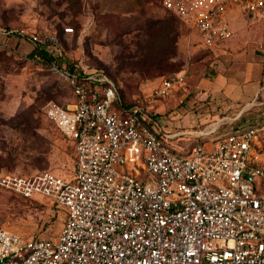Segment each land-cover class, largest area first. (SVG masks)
I'll use <instances>...</instances> for the list:
<instances>
[{
    "label": "built area",
    "instance_id": "1",
    "mask_svg": "<svg viewBox=\"0 0 264 264\" xmlns=\"http://www.w3.org/2000/svg\"><path fill=\"white\" fill-rule=\"evenodd\" d=\"M161 6L210 51L233 37L230 13L264 12V0H161ZM58 41L49 34L30 39L60 55ZM81 68L78 77L51 67L71 95L43 108L73 147L72 179L48 171L0 174L1 190L50 202L64 212L63 224L48 239L0 229V264H264V166L255 157L264 109L258 125L206 138L180 155L164 144L170 136L153 109L179 76L161 78L150 97L116 111L119 84ZM86 82L98 86L87 89Z\"/></svg>",
    "mask_w": 264,
    "mask_h": 264
},
{
    "label": "rangeland",
    "instance_id": "2",
    "mask_svg": "<svg viewBox=\"0 0 264 264\" xmlns=\"http://www.w3.org/2000/svg\"><path fill=\"white\" fill-rule=\"evenodd\" d=\"M164 17L168 15L161 0H0V31L4 32L0 33V174L28 176L48 171L66 180L74 174L70 142L43 114L50 102L67 103L70 88L51 67L27 58L34 49L31 36L36 34L56 35L63 57L88 71L102 70L119 84L127 100L150 97L161 78L179 76L181 81L174 89L153 102L159 128L170 136L164 144L177 154H187L201 141L193 131L218 126L219 134L211 138L221 135V115L213 121L207 117L204 121L202 116L210 113L212 117L221 103H214L203 94L207 89L199 86L203 81L212 82L215 73L211 67L219 58L210 57L207 54L212 51L198 46L194 31L177 24L167 62L144 56L145 27ZM226 20L233 30L228 41H234L226 48L230 54L237 53V64L264 55V13L242 17L233 12ZM64 28L73 29L72 34H64ZM7 31L13 34H5ZM211 103L217 107L206 113ZM237 104L226 112L227 117L244 107ZM263 109L264 103H251L234 128L258 125ZM192 114L200 116L195 126ZM257 142L255 157L264 166V129ZM63 221L62 209L50 202L24 200L0 189V229L25 238L48 239L58 234Z\"/></svg>",
    "mask_w": 264,
    "mask_h": 264
},
{
    "label": "crops",
    "instance_id": "3",
    "mask_svg": "<svg viewBox=\"0 0 264 264\" xmlns=\"http://www.w3.org/2000/svg\"><path fill=\"white\" fill-rule=\"evenodd\" d=\"M228 42L222 43L212 51L211 56L214 55L219 58L216 62L217 64L211 67L213 73H215L212 76V82L206 83L203 81L199 85L207 89L206 93L204 92L203 94L209 95L211 100L216 101L214 103H219V105L221 103V109L217 112H215L217 106H214L212 103L207 106L206 113H208L209 110H215L213 111L212 117H210V113L202 114L204 121H206V117L213 121L221 115V120L218 119L221 121V136L231 129H235L234 126L240 120L244 108L251 103L257 104L258 106L264 103V101H262L264 97V60L262 57H264V55L256 56L255 58L252 56L251 60L248 59L245 63L241 62L237 64L235 61L237 53L230 54L228 53V48H226L228 46L232 47L234 41ZM237 103L244 104V107L237 113H233L232 116L227 117L226 112L238 106L239 104ZM205 105L206 104L203 103L202 107ZM197 116L192 114L191 122L193 126L198 123V118L200 116ZM258 118V122L260 123L262 120L261 113ZM219 121L215 124H218ZM214 128L215 127H212L206 132H193L198 134L197 136L201 138L200 140H204L212 137L206 134ZM217 128L218 126L215 129ZM214 134H219V132L216 131Z\"/></svg>",
    "mask_w": 264,
    "mask_h": 264
},
{
    "label": "trees",
    "instance_id": "4",
    "mask_svg": "<svg viewBox=\"0 0 264 264\" xmlns=\"http://www.w3.org/2000/svg\"><path fill=\"white\" fill-rule=\"evenodd\" d=\"M166 13L168 17L156 19L149 26L145 27L147 40L144 42L142 46V50L144 52V56L149 58L152 57V60L156 61L157 63L159 62L165 63L171 57V54L173 52L172 44L174 43L175 38L178 34L177 24L182 23L170 13L168 12ZM5 29L8 30L7 27ZM209 52L211 51L209 50ZM207 55L211 57V53H208ZM2 56L3 54L0 53V58ZM27 58L30 60H38L48 67L55 66L58 69H60L62 72L71 76L75 75L81 77L80 75L82 74L81 67H78L73 61L68 60L67 58L63 57L61 54L59 55L58 53H55V51L54 52L51 51L50 46L48 45L34 47V49L27 55ZM210 62H212L211 59L207 62L208 65L210 64ZM94 70L102 71L100 69H94ZM108 78L111 79L113 82H116L111 77L108 76ZM80 82L82 81L79 80V83ZM96 86L98 85L93 82L85 83V87L87 89H93ZM134 99L135 98L127 100V98L121 94V91L118 88V100L113 102L112 107L116 111H122L123 109H127L133 106ZM71 148L73 151L72 145ZM73 159H74V154H73Z\"/></svg>",
    "mask_w": 264,
    "mask_h": 264
}]
</instances>
